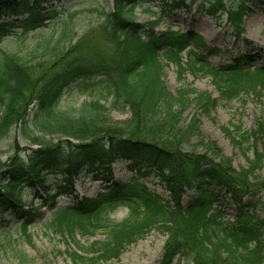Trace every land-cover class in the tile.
<instances>
[{
    "label": "trees",
    "instance_id": "1",
    "mask_svg": "<svg viewBox=\"0 0 264 264\" xmlns=\"http://www.w3.org/2000/svg\"><path fill=\"white\" fill-rule=\"evenodd\" d=\"M59 1L0 0V142L18 128L30 144L21 149L16 143L8 159H0V220L3 214H12L27 234L29 225L44 217L45 207L69 196L73 202L56 207L46 226L73 244L67 250L73 264L119 259L128 246L152 232L168 235L159 264H264V220L256 215L259 207L264 209V177L259 174L264 168V116L257 118L255 128L239 131L237 141L232 139L253 150L239 171L215 142L200 136L196 115L188 124L172 128L170 136L138 135L147 116L180 114L196 94L194 89L182 88L176 95L168 90L162 79L163 60L174 63L180 73L210 76L220 97L228 101L252 89L261 97L264 45L255 48L243 40L244 49L215 67L206 53L222 50L209 47L199 33L156 30L164 17L191 12L195 0H113L105 13L107 41L102 50L80 44L65 47L67 26L81 16L74 12L64 17V12L52 10ZM259 1L203 0L199 10L216 19L226 14L239 41L245 18ZM136 7L155 15V20L138 22ZM50 26V35L41 34L28 46L2 45L9 37L14 43L22 41L16 28L26 34ZM183 52L187 60L182 64ZM253 63L258 64L252 68ZM94 84L102 85L105 99L112 98L109 107L94 99L71 110L61 108L63 97L74 87L84 91ZM194 101L204 111L216 103L198 93ZM114 108L127 109L130 120L122 126L112 123L108 113ZM196 137L193 149L183 147ZM117 162H126L141 175L157 171L170 195L136 181L114 180L112 166ZM85 174L106 183L94 197L75 194L76 182ZM51 178L56 182L47 184ZM27 187L36 195L44 193L41 205L28 207L22 200ZM224 200L238 211L233 222L223 221L225 210L214 207ZM120 205L128 208L127 216L111 220L109 213ZM99 233L104 238L91 243L77 239L89 241Z\"/></svg>",
    "mask_w": 264,
    "mask_h": 264
},
{
    "label": "rangeland",
    "instance_id": "2",
    "mask_svg": "<svg viewBox=\"0 0 264 264\" xmlns=\"http://www.w3.org/2000/svg\"><path fill=\"white\" fill-rule=\"evenodd\" d=\"M191 2V0H186ZM203 0H195L191 12L184 10L176 11L171 16L164 17L159 21L156 27L157 31H164L171 28L174 32H185L189 29L199 33L211 48L221 49V53L210 55L206 53V58L211 61L212 65L218 67L227 62L231 54H235L239 49H244L247 40L252 43L253 47L258 48L264 45V0H260L253 6V11L245 18L244 28L245 33L243 39L237 41L233 35L232 29L227 24V15L223 14L220 19H216L207 15L204 11L199 10ZM157 11V8L152 4H148ZM113 0H62L55 3L52 10L64 12V17L75 13H80L79 22L70 23L67 26V37L64 42L65 47L72 45L90 46L93 49L102 50L106 39L105 13L108 8H112ZM61 13V14H62ZM85 17V18H84ZM135 18L138 22L146 24L155 20L156 16L148 12H144L141 8L136 7ZM23 19V18H21ZM19 30L21 42L14 43L13 37H9L2 45L10 47L20 44L21 46L30 45L41 34L50 35L53 27L41 29L35 32L24 34L22 29ZM106 40V41H105ZM106 46V45H105ZM109 48L110 47L109 44ZM201 52L200 49H196ZM204 53V52H203ZM109 50H108V53ZM182 64L187 60V54H181ZM164 69L162 79L166 83L168 90L177 94L182 88L194 89L196 94L209 96L216 101L211 110L197 109L195 105L196 94L191 95L192 104L190 107L180 114L176 113L171 117H151L147 116L145 123L142 124L138 133L143 139L153 138L154 134L159 136L161 133L170 136L172 128H178L183 124H188L191 118L196 115L199 126L200 136L205 137L207 141L216 143L222 155L231 160V166L235 171H239L242 167L247 166V157H253L252 148L248 149L245 145H236L232 140L237 137L240 132L248 131L256 127L257 118L264 116V95L258 96L257 91L252 89L244 91L240 96L230 101L221 98L220 91L216 88L210 76L201 74H192L190 72L180 73L174 63L163 60ZM258 63H253V68ZM225 97V95H224ZM101 99L106 106H110L111 97L105 99V91L102 85L94 84L89 86L84 91L78 86L63 97L61 108L71 110L73 107L78 108L84 102L90 100ZM33 108V104L30 105ZM131 118L130 112L120 110L118 108L111 109L108 113V119L119 126L126 124ZM226 130H229L228 132ZM160 132V133H159ZM162 135V136H163ZM165 138V137H164ZM16 141V142H15ZM19 145L21 149L30 147V144L20 134L18 128L13 131L9 138L0 142V159L6 161L13 153L15 145ZM188 143V144H187ZM183 144L187 150L193 149L197 143V137L191 142ZM263 142H261V146ZM198 151H202L199 147ZM141 171L145 172L143 168ZM264 177V168L259 173ZM113 179L125 182L136 181L138 184H144L150 190L163 194L165 197L170 195V191L162 182L157 171L151 170L148 174L141 175L137 169H131L127 163L119 162L113 165ZM56 179L51 178L47 184H53ZM106 183L95 179L93 175H82L75 185V194L86 197H94L103 189ZM191 192L183 196V200L187 201ZM44 193H34L31 187L25 188L21 193V198L27 202L28 207H37L43 201ZM264 201V195H263ZM73 202V198L69 196H60L56 200L54 207L44 208V217L37 220L32 225H29L27 234L21 230V221L16 219L12 214H3L0 220V264H73L68 256V245H73L71 242L66 243L65 240L58 234L53 233L46 224L51 213L58 206H67ZM50 201L48 202V205ZM221 206V207H219ZM214 207L222 208L224 214L222 220L235 221L238 211L235 206L224 202H216ZM128 214V208L120 205L117 209L109 213V218L115 221H121ZM257 219L264 220V209L259 207L256 210ZM5 220V221H2ZM264 239V229L262 230ZM103 234L99 233L96 237L86 238L78 237L82 244L92 242L95 239H103ZM168 235L152 232L144 239L132 244L126 248L125 252L119 259L111 260L101 264H159L165 246L167 244ZM254 244V243H252ZM183 261V260H182ZM177 260H175V263Z\"/></svg>",
    "mask_w": 264,
    "mask_h": 264
}]
</instances>
